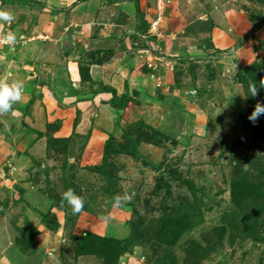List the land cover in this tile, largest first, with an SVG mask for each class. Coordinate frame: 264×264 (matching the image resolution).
Listing matches in <instances>:
<instances>
[{
	"label": "rangeland",
	"instance_id": "obj_1",
	"mask_svg": "<svg viewBox=\"0 0 264 264\" xmlns=\"http://www.w3.org/2000/svg\"><path fill=\"white\" fill-rule=\"evenodd\" d=\"M156 1L0 0V264H264V0Z\"/></svg>",
	"mask_w": 264,
	"mask_h": 264
},
{
	"label": "clouds",
	"instance_id": "obj_2",
	"mask_svg": "<svg viewBox=\"0 0 264 264\" xmlns=\"http://www.w3.org/2000/svg\"><path fill=\"white\" fill-rule=\"evenodd\" d=\"M15 20V16L8 10L0 9V21L7 23H12ZM17 41V36L15 33H7L0 40V43L8 44L13 46ZM260 86L264 87V80L260 82ZM23 83L20 81H13L12 83H0V114L7 113L12 110L14 104L18 103L22 99L23 94ZM258 88L255 84H252L249 88L250 96L255 97L257 95ZM264 116V102L258 101L251 114L248 116L249 121L253 124L257 120ZM132 199L131 195H125L123 198L117 196L114 198V205L118 206L122 201H130ZM61 200L66 202L71 206L72 213H81L84 209L85 200L82 196L78 195L73 189L69 188L63 192ZM101 219H106V217H101Z\"/></svg>",
	"mask_w": 264,
	"mask_h": 264
},
{
	"label": "built area",
	"instance_id": "obj_3",
	"mask_svg": "<svg viewBox=\"0 0 264 264\" xmlns=\"http://www.w3.org/2000/svg\"><path fill=\"white\" fill-rule=\"evenodd\" d=\"M156 2H157V4H159L160 0H157Z\"/></svg>",
	"mask_w": 264,
	"mask_h": 264
},
{
	"label": "trees",
	"instance_id": "obj_4",
	"mask_svg": "<svg viewBox=\"0 0 264 264\" xmlns=\"http://www.w3.org/2000/svg\"><path fill=\"white\" fill-rule=\"evenodd\" d=\"M113 106H115V105L113 104Z\"/></svg>",
	"mask_w": 264,
	"mask_h": 264
}]
</instances>
